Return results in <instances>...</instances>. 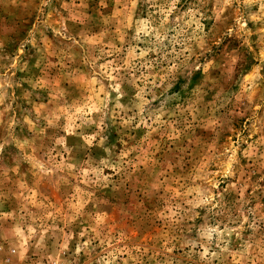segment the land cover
Masks as SVG:
<instances>
[{"label":"rangeland","instance_id":"1","mask_svg":"<svg viewBox=\"0 0 264 264\" xmlns=\"http://www.w3.org/2000/svg\"><path fill=\"white\" fill-rule=\"evenodd\" d=\"M164 4L0 0V264H264V19Z\"/></svg>","mask_w":264,"mask_h":264},{"label":"clouds","instance_id":"2","mask_svg":"<svg viewBox=\"0 0 264 264\" xmlns=\"http://www.w3.org/2000/svg\"><path fill=\"white\" fill-rule=\"evenodd\" d=\"M136 2H138V0H132V3ZM148 2L151 4H155L156 0H148ZM180 2L181 0H165L164 6L157 8V11L160 13L159 19L155 20L150 15V20L156 23L158 27L153 29L151 25L148 24V31L145 32V35L154 36L155 41L161 49L165 47L164 41L169 39L168 32L171 30L169 27V17L172 15L173 12H179V9H177L176 6L180 4ZM208 2L209 0H199V4L196 5L194 9H189L187 12H184L178 16V20H183L185 16L189 17V20L185 21V27L181 28L178 32V36H186V38L184 40H179L175 38L171 40L172 44L182 43L184 45L180 55H183V53L185 52L187 53V55L184 56V60L181 62V67H187V61L193 57L204 56L206 58V53L209 51V49L207 48H202L198 52L194 47L190 45L191 41H195L197 44L202 41L201 34L203 33V28L196 20V16L200 14V8H202ZM236 2L237 0H216L215 10L217 13H220L224 10L225 7L233 5ZM239 3L244 6V10L240 12L241 16H244L246 19L251 21H256L257 19H264V0H239ZM193 23L196 24V29L191 34L186 35V29L191 27ZM141 31H144V29H141ZM260 31L264 32V28H260ZM229 32H231V29L229 30ZM153 50L155 49H148V51ZM177 58L178 57L174 58L171 62L173 68L177 67L175 62ZM210 64L211 62H208V64L206 65H200L199 60L197 59V62L191 65V69L195 70L203 66L205 68V71L207 72V67ZM191 74L192 71H189V79L191 78ZM224 80L225 84L231 82L230 77L227 74L225 75ZM117 91H119V89H117ZM106 104L107 100H105L104 102L105 107ZM117 106L119 107V98L117 99ZM101 146H103V141L101 142ZM101 163L104 164L105 167L108 166L104 161H101ZM104 179L108 180L107 177H105ZM77 251H79V249H77Z\"/></svg>","mask_w":264,"mask_h":264}]
</instances>
